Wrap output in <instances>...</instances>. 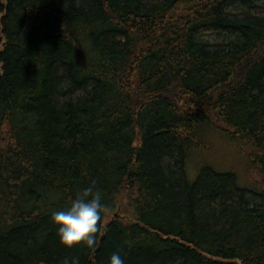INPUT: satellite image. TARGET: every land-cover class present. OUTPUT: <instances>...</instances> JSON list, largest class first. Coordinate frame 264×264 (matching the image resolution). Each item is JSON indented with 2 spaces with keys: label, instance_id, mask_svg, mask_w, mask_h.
<instances>
[{
  "label": "trees",
  "instance_id": "1",
  "mask_svg": "<svg viewBox=\"0 0 264 264\" xmlns=\"http://www.w3.org/2000/svg\"><path fill=\"white\" fill-rule=\"evenodd\" d=\"M0 264H264V0H0Z\"/></svg>",
  "mask_w": 264,
  "mask_h": 264
},
{
  "label": "rangeland",
  "instance_id": "2",
  "mask_svg": "<svg viewBox=\"0 0 264 264\" xmlns=\"http://www.w3.org/2000/svg\"><path fill=\"white\" fill-rule=\"evenodd\" d=\"M215 37H212L211 39H207L208 41H213ZM122 213V212H120Z\"/></svg>",
  "mask_w": 264,
  "mask_h": 264
},
{
  "label": "water",
  "instance_id": "3",
  "mask_svg": "<svg viewBox=\"0 0 264 264\" xmlns=\"http://www.w3.org/2000/svg\"><path fill=\"white\" fill-rule=\"evenodd\" d=\"M114 217H115V218H116V217H118V216H117V214H116V215H114Z\"/></svg>",
  "mask_w": 264,
  "mask_h": 264
},
{
  "label": "bare ground",
  "instance_id": "4",
  "mask_svg": "<svg viewBox=\"0 0 264 264\" xmlns=\"http://www.w3.org/2000/svg\"><path fill=\"white\" fill-rule=\"evenodd\" d=\"M117 218V217H116Z\"/></svg>",
  "mask_w": 264,
  "mask_h": 264
}]
</instances>
